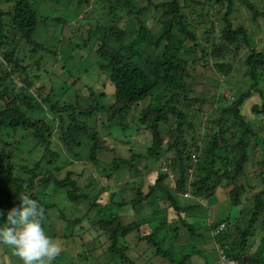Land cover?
<instances>
[{
    "label": "trees",
    "instance_id": "obj_1",
    "mask_svg": "<svg viewBox=\"0 0 264 264\" xmlns=\"http://www.w3.org/2000/svg\"><path fill=\"white\" fill-rule=\"evenodd\" d=\"M101 1L108 2L102 8L110 25L91 26L85 41L93 28L99 30L93 74L102 77L103 90L85 85L79 103L77 96L61 99L46 83L60 48L35 35L53 18L31 0H0V220L28 195L43 209V228L51 211L67 222L63 231L52 226L46 232L51 237L75 236L71 227L86 222L78 259L89 260L88 252L100 264H192L193 257L200 264H223L222 256L236 264H264V91L258 86L264 53L254 47L247 24L261 13L250 0ZM241 11L247 18L239 21L233 15ZM237 57L251 83L231 93L227 104L226 83L218 86L209 114L203 107L213 104L214 95L196 94L194 79L212 73L217 82L221 73L225 82ZM107 84L113 101L100 121L96 94L109 95ZM147 98L136 125L145 146L122 155L111 146L109 130L127 125L131 108ZM40 111L50 116H36ZM29 141L28 158L16 161ZM78 158L82 168L75 172L68 166ZM151 173L144 188L140 176ZM218 188L239 211L206 221L215 257L208 243L181 246L175 254L173 242H163L171 232L180 245L199 236L185 214ZM58 191L68 213L57 206ZM179 196L194 202L181 204Z\"/></svg>",
    "mask_w": 264,
    "mask_h": 264
},
{
    "label": "rangeland",
    "instance_id": "obj_2",
    "mask_svg": "<svg viewBox=\"0 0 264 264\" xmlns=\"http://www.w3.org/2000/svg\"><path fill=\"white\" fill-rule=\"evenodd\" d=\"M36 9L49 17L53 18L52 21L56 22L55 26L50 24L52 21L43 25V28L39 29V33L35 35V38L40 43L53 44L54 40L57 42L56 45L60 48V52L58 54L57 61L53 62V65L50 66L51 74L48 79H46V83L49 86V82L53 84L54 93L61 99H73L78 97L79 103L84 99L83 92L85 91V85L95 87L96 93L102 91L101 83L103 82L102 77L99 75H94V67L96 65V36L99 35V30L93 28L92 37L85 41V38L88 36V28L91 26L95 27V25H101L102 27L110 25L111 17L106 13L107 8H102L103 4L107 5V1L97 0H31ZM141 4H144V0H137ZM253 5L258 9L261 15L258 17L257 21L247 22L250 28L251 39L254 43V47L256 49L262 50L264 53V0H250ZM248 15H250V11L243 8ZM241 11L240 13H234L233 17H236L237 20L242 16L247 18V14ZM116 12L119 13L120 10L116 9ZM116 13V14H117ZM158 14V12L156 13ZM241 17V18H242ZM58 18V20H57ZM57 20V21H56ZM240 21V19H239ZM49 25V26H48ZM132 25V24H131ZM220 26V24L218 25ZM54 27V28H53ZM43 29V30H42ZM54 37V39H53ZM59 40V41H58ZM88 41V42H87ZM87 42V43H84ZM205 46L209 43L204 42ZM243 57V54L241 55ZM241 57H237L232 61V71L227 75V78L224 82V76L221 73L218 74V81H214L211 79L212 73L200 74L196 75L194 81V88H197L196 94L201 97H207L209 95L213 96V104L205 105L203 108L208 111L209 114L213 113V106H215L216 100V91L217 87L224 86L227 89L224 90V95L228 98L223 100V104H227L230 101L229 96L231 93L236 92L239 87L241 89L247 87L251 80L248 77H244L242 75L244 66L242 65V60L239 59ZM52 58V57H50ZM55 72V73H54ZM62 73V74H61ZM73 82V83H72ZM17 86L21 85V82L18 81ZM39 83H36L38 85ZM231 85V86H230ZM258 86L264 91V74L260 77ZM111 89V90H110ZM46 90V89H45ZM63 90V92H62ZM106 93L109 94L107 96L97 95L96 98L99 101V104L103 106V109L100 110L97 114L100 117V121L102 117L105 115V110L113 101V88L107 84L105 88ZM104 91V92H105ZM60 94H65L60 96ZM149 98L141 101L139 104H135L128 116H127V125L122 128L111 127L109 131H111L110 137H108L111 142V146H115L116 151L122 155H125V151L128 152L130 148L139 150L145 146L144 135L142 134L143 130L137 129L136 125L138 124L137 117L139 115V111L142 107L147 105L150 102ZM256 99V96L253 95L249 98V101H253ZM260 102V101H259ZM219 104V103H218ZM37 114V115H36ZM36 116H45L49 117L50 114L45 111L37 112ZM200 117V116H199ZM197 120L199 118L197 117ZM99 121V122H100ZM32 145V141L26 143V147L22 149L21 153H19L18 159L28 158V148ZM125 150V151H124ZM40 154V151H36L35 155H32L34 158L36 155ZM60 160V159H59ZM77 162L76 166H68L70 169H73L75 172H79L82 168L81 159L78 158L75 160ZM60 164L62 161H58ZM79 163V164H78ZM63 165V164H61ZM93 177L96 179L95 181H99L100 176L93 172ZM143 180H145L144 188H146V184L152 179L151 174H144L140 176ZM128 178V177H127ZM169 180L166 182L169 184H173L172 177H168ZM103 182L100 181L97 184V188H101L103 186ZM116 184H111V188H115ZM54 194L56 198H61L62 193L59 191ZM54 197V198H55ZM58 207L65 208L67 213L70 210V207H67V202L63 200V198L58 199ZM179 202L181 204H189L193 203V198H184L179 196ZM71 208H74L71 207ZM129 215L132 213L129 212V207L126 210ZM239 211V206L232 205L228 198L225 195V192L222 191L221 188H218L215 193H213L209 197H203L202 200L198 203V206L193 210V212H189L185 214L187 217V221L195 223V231L199 236H196L195 239L189 240L184 245H180L178 240L180 238L172 236V232L170 236L166 239L164 245H168L173 242L175 248V254L178 253L177 250H180L181 246L192 247L199 246L201 243H208V247H210L209 251L211 252V257L214 258L215 255L211 248V240L208 236L206 221L212 222L219 218H224L226 216L233 217ZM75 215V213H72ZM175 218V216L173 217ZM46 222L45 232L48 230H52V226L56 231H63L64 227H67V222H60V218L58 217V211H51L49 213V219ZM50 226H49V225ZM87 228L86 222L82 221L79 226L75 228L71 227V234L74 233L75 236L70 235L69 237L62 236H53L52 238L62 245V252L60 256H58L53 264H89L96 263V260L93 256H91L88 252L84 254L88 255L89 260L78 259V253L81 254L84 252V239H82L79 235L83 229ZM163 232H165V228H162L158 235L160 236ZM201 236V237H200ZM177 239V240H175ZM130 242H133L131 238H129ZM171 241V242H170ZM82 251V252H81ZM77 257V258H76ZM192 264H200V259L197 257H193L191 259ZM0 264H22L20 259L16 257L13 252L6 246L0 244ZM96 264H100L99 262Z\"/></svg>",
    "mask_w": 264,
    "mask_h": 264
},
{
    "label": "clouds",
    "instance_id": "obj_3",
    "mask_svg": "<svg viewBox=\"0 0 264 264\" xmlns=\"http://www.w3.org/2000/svg\"><path fill=\"white\" fill-rule=\"evenodd\" d=\"M19 200V206L8 210L6 218L0 220V244L8 247L22 264H53L63 249L60 242L45 232L40 203L28 195ZM4 216L0 212V217ZM224 259L222 256L223 264Z\"/></svg>",
    "mask_w": 264,
    "mask_h": 264
},
{
    "label": "built area",
    "instance_id": "obj_4",
    "mask_svg": "<svg viewBox=\"0 0 264 264\" xmlns=\"http://www.w3.org/2000/svg\"><path fill=\"white\" fill-rule=\"evenodd\" d=\"M187 195V193H185ZM224 264H235V261L232 259H224Z\"/></svg>",
    "mask_w": 264,
    "mask_h": 264
}]
</instances>
